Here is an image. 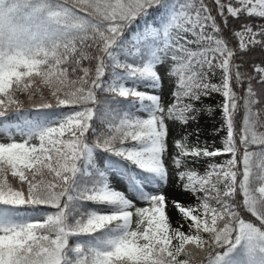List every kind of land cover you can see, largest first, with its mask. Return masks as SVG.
I'll return each instance as SVG.
<instances>
[{
  "label": "snow or ice",
  "instance_id": "snow-or-ice-1",
  "mask_svg": "<svg viewBox=\"0 0 264 264\" xmlns=\"http://www.w3.org/2000/svg\"><path fill=\"white\" fill-rule=\"evenodd\" d=\"M257 20L264 0H0V264H199L187 246L264 264ZM160 68L167 107L140 90ZM213 94L224 135L210 148L187 126ZM173 177L193 203L166 194Z\"/></svg>",
  "mask_w": 264,
  "mask_h": 264
},
{
  "label": "rangeland",
  "instance_id": "rangeland-1",
  "mask_svg": "<svg viewBox=\"0 0 264 264\" xmlns=\"http://www.w3.org/2000/svg\"><path fill=\"white\" fill-rule=\"evenodd\" d=\"M151 22L153 24H158L159 20H157L156 18H153L151 20ZM132 30H134V29H130L128 32H126L127 37L129 36V34ZM169 63H170V61H169ZM159 71L161 73V78H162L161 86L155 90L143 88V87H141L140 90L155 92V94L161 95L162 101L164 102L165 106L167 107V105L170 103L169 98H170V93L172 92V89H173V80L166 76L163 68H160ZM218 76H219V72H217L216 77H213V82H216ZM218 100H220V97L213 94L212 97L204 98L203 104L198 103L197 107L203 108L204 106H208V107L212 108L213 111H211L210 113L207 111H201L198 123H193V124H190L189 126H187V131H193L194 129L198 128L199 129V138L198 139H199L200 143L203 145V143L206 142L210 148L221 147L222 145H221L220 137H222L224 135V132H220L219 134L216 133V128L222 122L221 116L219 113V109L217 107V101ZM169 123H170V125H173V124L176 125V128L179 130V132L185 131V127L179 125L178 122L172 121ZM178 134L179 133L174 130L173 135L169 139V142L171 143V140L173 138H178ZM17 138L19 139V137H17ZM196 140H197V138L195 136H189V138H188L189 145L196 143ZM226 158L227 157L215 158V162L222 163L223 160ZM98 163H99V159H98ZM102 165L103 164L100 163V166H102ZM200 171L201 172L204 171L203 166L200 167ZM174 184H175V178L173 177L170 180L169 187L165 189V192L169 197H175L176 199L185 201L187 203H193L194 202L190 196L180 194L179 188H173L172 185H174ZM175 218H176V214L173 213L172 214V220L175 221ZM174 243H175V241H174Z\"/></svg>",
  "mask_w": 264,
  "mask_h": 264
},
{
  "label": "trees",
  "instance_id": "trees-1",
  "mask_svg": "<svg viewBox=\"0 0 264 264\" xmlns=\"http://www.w3.org/2000/svg\"><path fill=\"white\" fill-rule=\"evenodd\" d=\"M156 17H157L156 19L159 20V23H161V19L159 18V13L156 14ZM261 22H264V21L257 20V23H261ZM125 38H127L126 32H125ZM229 39H230V43H232L233 46H235V38L229 36ZM121 58L123 59V57H121ZM252 59L256 60V61H258L260 59H264V52L257 51L253 55ZM85 63H87V62H85ZM240 91L242 93L243 90L241 89ZM45 95L47 96V90H45ZM98 96H100L101 98H107L106 94H103V93H98ZM21 99L24 101V107L25 108H28L30 106V104L32 103V101H30L26 96H21ZM33 101L39 102V97L38 96L37 97H33ZM21 111L23 112V110H21ZM242 117H243V111L239 112L238 115H237L238 126H239V122L242 120ZM9 119H16V117H15V115H10ZM257 131H258V133H264V127L258 128ZM260 147L261 146H259V145H252L249 150L250 151H254V152H259ZM253 160H256V157H253ZM101 167H103V165ZM9 179L11 180L10 176H9ZM71 242L72 241H70V243ZM187 247L193 248V251L195 252L194 259L197 262H199V264H207V255H208L207 251L195 250L194 246H187ZM184 258L185 257H183V256L180 257V259H184Z\"/></svg>",
  "mask_w": 264,
  "mask_h": 264
}]
</instances>
